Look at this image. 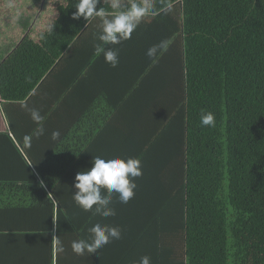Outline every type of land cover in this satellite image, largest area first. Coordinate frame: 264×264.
Wrapping results in <instances>:
<instances>
[{
	"label": "trees",
	"instance_id": "16d2710c",
	"mask_svg": "<svg viewBox=\"0 0 264 264\" xmlns=\"http://www.w3.org/2000/svg\"><path fill=\"white\" fill-rule=\"evenodd\" d=\"M75 2L53 5V34L26 33L0 61V140L22 172L1 185L0 264H264V0H154L115 46V68L94 54L99 18L73 19ZM161 41L154 62L146 52ZM31 99L45 134L29 145L37 125L22 118L19 136L9 108ZM202 109L215 127L201 126ZM93 156L141 162L134 197L114 194L112 217L72 199ZM98 222L121 239L74 254Z\"/></svg>",
	"mask_w": 264,
	"mask_h": 264
},
{
	"label": "clouds",
	"instance_id": "9594fccd",
	"mask_svg": "<svg viewBox=\"0 0 264 264\" xmlns=\"http://www.w3.org/2000/svg\"><path fill=\"white\" fill-rule=\"evenodd\" d=\"M103 6L97 9V5ZM107 5V8L105 7ZM73 19L83 17L85 21L99 18V32L94 34L98 43L94 45V54L102 56L104 62L115 68L119 63V49L115 46L131 38L132 33L140 23L155 11L154 0H76ZM46 32L53 34L50 24ZM39 39L46 37L41 34ZM107 46V47H106ZM167 49V42L161 41L147 49L146 55L154 62ZM30 79V78H26ZM25 107H27L25 105ZM31 120L37 125L33 132L24 136L26 142L31 143L33 137L39 138L45 134L43 127L44 117L35 108H27ZM201 126L215 127V116L210 111L201 110ZM60 138L59 131L51 133V139ZM91 167L77 172L73 187L76 190L72 195L74 203L85 212L108 218L114 216L115 209L111 207L114 194L120 203L127 204L135 195L136 178L142 176L141 162L138 158L119 157L103 158L93 156ZM43 186V183H41ZM89 239H76L71 242L74 254L83 256L85 253L93 254L113 240H119L122 230L118 226L96 223L89 230ZM57 251L63 252L59 238L53 236ZM139 264H151L149 256H142Z\"/></svg>",
	"mask_w": 264,
	"mask_h": 264
},
{
	"label": "rangeland",
	"instance_id": "374dc122",
	"mask_svg": "<svg viewBox=\"0 0 264 264\" xmlns=\"http://www.w3.org/2000/svg\"><path fill=\"white\" fill-rule=\"evenodd\" d=\"M58 1L0 0V61L15 49L26 33L30 32L32 39V35L36 37L46 30L56 16L53 5Z\"/></svg>",
	"mask_w": 264,
	"mask_h": 264
},
{
	"label": "crops",
	"instance_id": "0c3cea01",
	"mask_svg": "<svg viewBox=\"0 0 264 264\" xmlns=\"http://www.w3.org/2000/svg\"><path fill=\"white\" fill-rule=\"evenodd\" d=\"M25 105L26 104H23V107L19 109L20 113L17 107L12 106L9 108V113L11 114L13 123L15 124L14 126L16 127L15 131L19 136L23 134L24 121L22 120V118L27 119V117L30 116L27 108H32V99L30 100L29 105L28 106L26 105L27 107H25ZM36 105L34 106L36 107ZM6 132L10 133V127H9L8 119L6 120V117L3 114L2 105L0 104V133H6ZM13 142L15 143V141ZM13 157H14L13 151L9 145V142L0 140V197L3 196L5 197L4 191L1 188V185L4 184V179H12V180L21 179L22 172H21V165H19L21 162L19 159L14 161L15 157L14 158ZM1 242L4 241L1 240L0 243ZM43 259L45 260V258ZM43 259H40V261Z\"/></svg>",
	"mask_w": 264,
	"mask_h": 264
}]
</instances>
